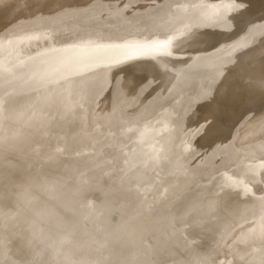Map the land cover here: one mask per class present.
I'll use <instances>...</instances> for the list:
<instances>
[{"label":"rangeland","instance_id":"obj_1","mask_svg":"<svg viewBox=\"0 0 264 264\" xmlns=\"http://www.w3.org/2000/svg\"><path fill=\"white\" fill-rule=\"evenodd\" d=\"M5 1L0 0V10L5 4L7 9L0 11V37L7 35V18L13 14L25 18L17 28L26 33L31 19L47 22L51 17H70L77 11L75 2L85 5L93 0H68L72 6L65 8L55 7L68 5L67 0H7L13 8ZM147 1L145 4L153 3ZM191 2L167 4L170 8H163L155 17L141 4L136 13L151 15L149 20L135 21L134 16L127 18V13L119 18L127 24L130 35L127 32L108 39L103 23L95 39L87 37V32L77 42L63 38L50 43L51 49L0 55V264H48L47 259L54 264H205L202 259L209 252L222 257L218 264H264V253L263 258L252 260L235 256L250 244L264 252V237H260L264 205L252 212L264 204V112L258 117L264 108V73L252 77L258 67L250 56L242 66L249 67L247 71L232 69L226 61L215 62V58L207 74L186 82L192 90L185 94L182 107L188 111L178 112L176 103L183 92L172 88L174 76L201 72L208 63L199 60L194 64L188 61L190 56H219L217 51L228 36L229 21L220 18V13L201 14L217 22L215 25H193L203 6L189 8ZM13 3L19 4L16 11ZM36 8L44 10L33 13ZM19 10L27 14L21 15ZM260 15L264 18V10ZM93 21H89L90 27ZM177 27L182 28L176 31ZM142 28L148 31L142 32ZM257 38L264 40V34L240 42L239 51L228 57L231 65L243 63L241 49L252 47L250 43ZM109 44L113 46L109 48ZM101 48L108 51L98 52ZM260 51L258 61L264 67V44ZM229 72L237 75L230 87ZM207 75L214 76L217 83L201 87L202 93H192ZM224 85H237L240 90L221 95L217 91ZM48 86L51 94H40ZM202 96L205 99L201 100ZM217 97L219 101L213 102ZM170 104L172 108H168ZM155 108L153 114L165 116L155 123L147 121V113ZM195 110L204 115L200 122H196ZM248 136L252 138H245ZM44 138L54 140L47 144L36 141ZM240 141L247 144L241 146ZM246 170L261 171L257 183L245 187L243 194L225 191L224 204L230 209L239 201L244 213L228 225L231 230L227 227L205 234L206 226L202 230L201 224L216 221L220 215L214 199L225 190L224 181L231 177L241 180ZM150 177L153 184L148 182ZM93 180L97 185L91 183ZM109 180L134 189V196L117 200L112 192L96 195L98 184L106 185ZM64 187L65 193H58ZM204 191L211 193L210 198H201ZM248 192L254 193L251 200L244 199ZM185 195L190 198L188 203L172 216L157 207ZM134 203L138 204L136 209ZM93 207L98 209L91 213ZM116 208L121 216L129 212L126 218L110 224ZM121 226L124 228L119 231ZM241 230H252V235L235 246ZM125 232L128 240L120 243L118 233ZM196 236L198 240L192 241ZM183 240L191 245L181 246ZM133 251L136 255L132 256Z\"/></svg>","mask_w":264,"mask_h":264},{"label":"bare ground","instance_id":"obj_2","mask_svg":"<svg viewBox=\"0 0 264 264\" xmlns=\"http://www.w3.org/2000/svg\"><path fill=\"white\" fill-rule=\"evenodd\" d=\"M60 1L63 2V0H60ZM73 1L74 0H72V2ZM75 1H77V0H75ZM79 1L81 2L82 0H79ZM151 1H153L152 4H145V3L148 2L147 0H93L91 2H88L85 5L82 2L81 3L75 2L76 4H74L73 6L77 9V11L75 13H73L70 17H66V18H57V17L56 18H52L51 17V18H47V22L46 21L38 22L37 19H31L30 22L28 23V26L31 27V29L28 32H26V33L20 31L21 29H18L17 28L18 25H20V23L22 21H25V18L23 16H21V15L27 14L26 12H20L21 10H19L18 12L22 13L21 15L19 13V15L21 16L20 18L17 17L18 14H16V15L13 14L11 18H10V15H9L8 17L10 19L7 18V20H9L8 21V25H7L8 28H9V30H8L7 35H4V36L0 37V39H1L0 40V55L1 54H7V53H16V52H19L20 50H23V49H32V48H36L37 49L39 47H47V48L51 49L53 47V45H51L50 43L62 42L63 38H66V40L67 41H70V42H72V41L77 42V41H79L78 39L80 37H82V35L84 33H87V32H89V35L87 37L94 38L95 39V37H97V36L99 37L100 36V33L97 32V29L103 23H106V25H107V27H106L107 29L106 28H104V29H106L107 35H109L108 36V39H112L113 36H116V35H119V34H122V33H123L122 35H124V33H127V32L130 35V33H132V32H129L130 30L126 28V25L127 24L125 22H123V20L119 19L120 17H122L124 15L126 16V13H127V18L134 16L135 17V19H134L135 21H140L142 18L144 20H146L149 17H152L153 15H154L153 17H155L156 15L161 14L163 12V10H162L163 8H170L171 3L173 4L174 2H177L179 0H151ZM5 2L8 3L7 5H10L9 7H12V5H11L12 3L7 2V0ZM66 2L68 3V5L66 3H60L59 2L60 5H58V3H57L58 6H56L55 8H59V7L65 8L66 6H69L72 3V2L71 3L68 2V0ZM261 2L264 3V0H233L230 3H227L226 0H192L191 4L188 5L189 8H195V6H197V5L200 6V7H201V5L203 6V8H202V10L200 12V15L197 16V18L193 19V21H192V24L193 25H195V23L198 26H201V25H203V26H206V25H209V26L215 25V24H217V22H215V21L210 22L211 20H208L209 19V16H206V15H202L201 16V14H203L205 11H211L212 14H215V15L220 13V16H219L220 18H224V19H226V20L229 21L228 26H227L228 27L227 28V34H228V36H227V39L221 44L220 48L217 51L218 52L217 55H219V56L213 57V58H211L210 56H207V57H203V59L202 58L199 59L200 57L199 58H196L193 55H192V57L190 56V58L188 59V61H192L194 64H195V62H199V60H200L201 63L202 62L208 63V65L205 66V68H201V72L199 70L196 73H188V72L181 73V74H178L177 73L178 74V75L176 74L177 76L174 74L175 75L174 76L175 78H174V81L172 83V88L174 89V91L176 93H182L183 92L182 99H179V102L176 103V107H177V111L178 112H179L178 109H180L183 112H187L188 111L187 109H184V107H182V104L185 102L184 101V98H186L185 94L187 92H189V91L192 90L191 89L192 87H189V88L187 87L186 82L188 80L195 79L197 77L199 79V76H204V75H201V73L202 74L203 73L207 74L208 71L210 70L209 67L212 66V63L214 62L212 60H214L215 58H217L215 62H223V61H226V64H228L227 66L231 67L232 69L237 68L238 70H240V68H242V66L244 67V65H246L247 58L250 56L251 59L254 60L255 67L256 68L258 67L257 68L258 70L257 69H256L257 71L255 70L256 73L253 72L254 70H252V72L254 73L252 75V77L258 76V75H260V76L263 75V73H264V67L261 66V63L262 62L260 61V63H259V61H258V58H260V54H261V51H260L261 46L264 44V40L261 39V38H257L253 42L251 41L252 43H250L249 41L247 43L245 42L246 44H248V43L252 44V47L244 48V51L247 49L246 52H244L243 49H241L242 50L241 51L242 54H240V55L243 56V63L242 64H240V62H239L237 64L235 63V65H231V64H233V62L230 61V59L228 58L230 55H234L235 53H237V51H239L240 42L244 38L253 37V36H255V34H258V33L264 34V21H262V20H264V18H262V16L260 15L263 12V10H264V4L257 5V3H261ZM15 3H18V2L15 1ZM23 3H25V1ZM20 4H22V3H20ZM141 4H145L142 7L148 6V9H150V12L153 11L152 16L151 15L150 16H146V14L137 15L136 11L140 8V5ZM167 4H170V5H167ZM18 5L19 4L14 5V3H13V6H15V11L18 8L16 6H18ZM25 5H26V3H25ZM25 5H23L22 7H24ZM5 6H6V4L3 6L4 9H2V11L3 10L4 11L7 10V9L5 10ZM51 6H54V5L51 4ZM51 6H50V8H51ZM93 6H96L97 8L94 9ZM91 7H93L94 10H90ZM1 8H2V6H1ZM43 8H44V6H43ZM19 9H21V6L19 7ZM44 9H42V8L41 9H37V10H35L36 12L34 11L33 13L42 12ZM188 10L191 11L190 9H188ZM1 12H0V16L2 15ZM147 13H149V12H147ZM5 19H6V17H5ZM58 19H61V20H58ZM2 20H3V17H2ZM91 20H94L93 21L94 22L93 27H90L89 26V21H91ZM90 25H92V24H90ZM181 28L182 27H177L176 31L177 30H180ZM143 29L144 28L141 29L142 32L148 31V30L144 31ZM166 30H168V29H166ZM170 35L172 36V34H170ZM168 36H169V34H168ZM99 39H101V38H99ZM45 43H49V44L46 45ZM128 44H131V43H128ZM107 46L109 48H111L110 46H113V44H109ZM98 47H102V46L99 45ZM92 48L90 49V51L92 50ZM103 49L104 50H107V48H101V49H98L99 50L98 52H105ZM66 53H70V52H66ZM63 55L64 56H67L68 54L63 53ZM29 59H27L26 61H29ZM78 60H80V59H78ZM189 63H191V62H189ZM49 64L51 65L52 62H49ZM67 64L68 63H66L65 65H61V66H66ZM257 64H258V66H257ZM71 65L72 64H69V66H71ZM81 68L83 69V66ZM248 68L249 67H247V68L245 67V69L244 68H242V69H243V71H247ZM39 69H41V66H39ZM42 69H43V67H42ZM20 70L24 71L26 69L20 68ZM169 71L170 70L168 69L167 72H169ZM180 71H182V70H178V72H180ZM18 73H20V72H18ZM1 74H3V72ZM170 75H171V73H170ZM218 76H220L218 79H222V78L225 77L224 75H218ZM236 76L237 75H235L234 73L229 72V81H228V84H229L228 86L229 87L232 84L231 83L232 80H234ZM224 79L226 80V78H224ZM216 81H217V79H215L214 76L213 77H210V76L207 75V77L205 78V80H202V82H200V84L202 83L201 86L200 87L193 88L195 90L192 91V93L193 92L202 93L201 91H202V88L203 87H210L212 85H215L217 83ZM226 86L227 85H224V87L219 88L221 90H218L217 92L220 93V94L222 93L221 95H225L227 92H233L234 93L235 91L240 90L239 87H237V85H235L233 88H226ZM39 91H41V90H39ZM41 93H42V95L51 94V87L48 86V88L45 89V90H43L42 92H40V94ZM130 97L131 96H129V98ZM204 97L205 96H202L201 98L200 97L199 98L202 100ZM127 99H128L127 97H126V99L124 97V100H127ZM131 100H132V98H131ZM41 101H43V100H41ZM217 101H219L218 100V97H217V99L215 98L213 102H217ZM164 104L166 105L167 102L164 103ZM133 107H135V105ZM107 108H106V110H107ZM168 108H172L171 107V104H170V106ZM102 109H104V108H102ZM156 109L157 108L152 109V110H150L149 113H147V115H146L148 117V120L147 121H149V122L151 121V122L155 123L156 119H158L161 116H165V115H159V116H157L156 114H153V112ZM259 111H260V114H258V117L260 115H262V113L264 112V108L260 109ZM99 112L101 114L104 113L102 110L99 111ZM194 112H197V111L195 110ZM100 113H99V115H100ZM248 113H250V112H248ZM248 113H246V114H248ZM99 115L97 114V116H99ZM203 117H204V115L202 116V113L197 112L196 122H198V121L200 122V120ZM246 122H247V120H246ZM262 128H264V127H262ZM48 132H50V133L53 134L54 133V130H50ZM236 132H238V131H236ZM263 132L264 131H262V135H263ZM192 133H195V132L192 130ZM255 133H258V132H255ZM256 135H257V138H256V136H255V138L257 139V141H259L258 140V135L259 134H256ZM245 138L251 139L252 137L249 138V136H248V137H245ZM245 138H243V139H245ZM253 138H254V136H253ZM260 138L263 140L262 137H260ZM52 139L54 140V138H50V139L44 138V139H37L36 141L37 142L40 141V142H42L44 144H47L49 142H52L53 141ZM247 142H248V144H251L249 140ZM254 142H252V143H254ZM262 142H264V141H262ZM241 143H243V144H241ZM246 144H247L246 142L244 143L243 141L242 142L240 141V145L241 146L242 145L244 146ZM249 150H251V148ZM177 165H178V168H181L183 166L179 162L177 163ZM178 172H180V169H178ZM260 173H261V171H258V170L257 171H255V170H251V171L250 170H246V171L242 172L241 180L231 177V178H227L224 181V183H226L225 186H223L225 190L222 189V191L219 193V196H217V197L215 196V199H214L217 202V204H219V206L217 207L218 208L217 211H219V214L220 215H219V217H218V219L216 221H212L211 222L210 219H209L205 223L201 224L200 227H202V230H203V227L206 226V228H204V230H203V232L205 234H207V233L211 234V232L213 233L214 231H215V233L222 232L224 229H226L227 227H229L228 225L231 224V222L233 221L234 218H236L237 216H241L240 214H243L244 213V210L245 209L243 208V206L240 204L239 201L236 202V204L234 205V208L233 207H230V209H229V208H226L224 206V204L226 203V194H225V191H234V192H239V193L243 194L245 187L257 183L258 178L260 177L259 176ZM1 174H4V173H1ZM97 175H98V173H97ZM98 176H100V175H98ZM148 182H150V184H153V181H152L151 177H150V180ZM174 182H175V180H174ZM91 183L96 184V182L94 180L91 181ZM100 186L98 184V189H97V191L95 193L99 197H103L102 194H104L106 192H112L111 193L112 198L113 199L115 198V199L119 200L122 197H125V196L128 197V195H130V194H131V196H129V198H132V196H134L132 193L135 192L134 189H127L122 184H115V183H113L112 180L107 181V184L106 185L103 184V185H100ZM65 190H66V188L64 187L58 193H65ZM248 193L250 195L246 196L247 198H244V199L251 200L252 197H253L252 195L254 193H252V192H248ZM209 194L211 195V193H209V191H204L201 194V198H203V199L204 198H210V197H208ZM52 196L53 195L51 194L50 198ZM187 199H190V198H188V196H186V195L184 197L179 198L177 201H172V202L171 201H167V200L166 201L163 200L164 202H162V200L160 199L162 203H161V205H157V207L158 206L161 207L159 209L162 210V213L163 212L164 213L166 212L165 214H167L169 216H172L175 213V211H176L177 208H182V207H184L185 203H188V202H186ZM125 202H123V203L126 204ZM116 203H117V201H116ZM136 203H137V201H136ZM140 204H142V203H139V206H140ZM144 204H149V203H144ZM153 204H154V202H153ZM137 205L138 204H135V209H136V206ZM154 205L156 206V204H154ZM162 205H163V207H162ZM261 205H264V204H259L258 207H256L252 212L259 211L260 209H262ZM133 206H132V208H130L131 210L134 208ZM146 206H148V205H146ZM120 208H116L115 216H113L110 219V221L108 220V222L110 224H112L113 222H115L117 220L118 221H121V219L126 218L125 216H127L126 214H128V212H129L127 210L128 208L126 209L128 212L127 211H126L127 213L126 212H124V213L122 212V216H121V210H119ZM96 209H98V207H93L91 209V213L94 212V210H96ZM241 218H244V217H241ZM104 226L105 225H103V227ZM123 228L124 227L121 226L120 229H118V230L120 231ZM231 229L232 228H230L229 230H231ZM3 230H7V228L4 227ZM106 230L104 231V234L103 235H105ZM114 231H115V229H114ZM146 232H148V231H146ZM111 233H113V231ZM239 233H240L239 234V239L240 238L241 239L237 241V243L235 244V246L238 245V244H240V243H242V241H244L243 240L244 238L245 239L249 238L252 235V230H241ZM119 234L120 233H118V237L119 238L117 237L116 239H118V241L120 243H125V241L128 240V237H129L128 234L129 233L128 232H125V233H121L120 235ZM137 237H134V238H137ZM143 237H145V236H143ZM260 237H264V229L261 232V236ZM195 238L197 239L198 236L192 238V241L193 240L195 241ZM112 241H114V240H112ZM133 242L134 241H132V243ZM130 244H131V242H130ZM182 245L189 246V245H191V242L190 241H184L183 240V241H181V246ZM75 251H76V249H75ZM263 253L264 252L262 251V249L258 248L257 245L250 244L247 247H245V249L241 250L240 254L237 253V254H235V256L236 255H239L242 259L252 260V259L260 258V257L263 258L262 257L263 256ZM133 255H136V251H133L132 256ZM165 257H167V256H165ZM224 258H225V256H223V259ZM220 259L222 260V257L220 258L219 255H216L214 253L209 252L208 256H205L202 260H203V262H205V264H218V263H220ZM47 260H49L47 262L48 264H54V261H52L51 259H47ZM73 261H75V260H73ZM139 261H141L140 258H139ZM98 263H99L98 261H94V262H89L88 264H98ZM139 263H141V262H139ZM99 264H101V262ZM131 264H132V262H131Z\"/></svg>","mask_w":264,"mask_h":264},{"label":"snow or ice","instance_id":"obj_3","mask_svg":"<svg viewBox=\"0 0 264 264\" xmlns=\"http://www.w3.org/2000/svg\"><path fill=\"white\" fill-rule=\"evenodd\" d=\"M161 47H162V45H161Z\"/></svg>","mask_w":264,"mask_h":264}]
</instances>
